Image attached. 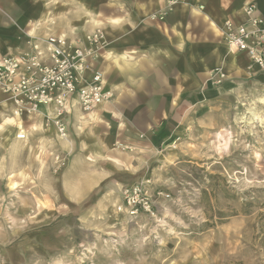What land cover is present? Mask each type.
Instances as JSON below:
<instances>
[{
  "label": "rangeland",
  "instance_id": "rangeland-1",
  "mask_svg": "<svg viewBox=\"0 0 264 264\" xmlns=\"http://www.w3.org/2000/svg\"><path fill=\"white\" fill-rule=\"evenodd\" d=\"M46 1L45 28L60 10L106 0ZM33 3L36 16L40 2ZM262 98L263 82L221 93L198 115L200 125L142 156L117 144L155 200L150 214L131 217L119 209L130 174L99 182L118 169L104 157L72 168L68 129L64 141L47 131L16 139L17 126L34 122L17 121L0 94V126L12 120L0 128V264H264ZM84 173L98 186L81 196L74 179Z\"/></svg>",
  "mask_w": 264,
  "mask_h": 264
},
{
  "label": "crops",
  "instance_id": "crops-1",
  "mask_svg": "<svg viewBox=\"0 0 264 264\" xmlns=\"http://www.w3.org/2000/svg\"><path fill=\"white\" fill-rule=\"evenodd\" d=\"M38 1L35 16L33 0H0V57L25 49L27 35L103 30L107 45L93 67L103 72L114 100L91 113L75 109L66 118L77 150L72 168L87 165L94 157L108 158L118 168L101 173L99 182L110 174L119 178L128 173L127 184H120L132 186L144 177L134 174L140 167L131 169L132 160L119 159L117 144L134 148L141 156L160 146L167 148L191 126L193 130L200 125L198 115L221 93L264 83L263 70L250 67L246 53L234 51L221 36L225 21L242 22L245 3H254L264 17L262 0H106L91 8H83L79 1L81 8L60 10L57 24L52 20L46 28L43 24L52 19L47 1ZM218 69L226 77L222 86L214 84ZM29 119L34 123L24 127L25 132L55 134L44 109ZM7 123H12L8 117L0 128ZM119 164L127 167H116ZM85 174V180L74 179L81 196L98 186Z\"/></svg>",
  "mask_w": 264,
  "mask_h": 264
},
{
  "label": "built area",
  "instance_id": "built-area-1",
  "mask_svg": "<svg viewBox=\"0 0 264 264\" xmlns=\"http://www.w3.org/2000/svg\"><path fill=\"white\" fill-rule=\"evenodd\" d=\"M264 2V0H262ZM176 2V0H172ZM242 22L225 21L223 41L238 53H246L249 66L264 71V17L254 3L242 7ZM103 30L69 34L27 35L26 48L0 57V94L12 106V114L21 121L41 113L52 122L59 136L67 132L66 118L75 109L91 113L114 100L115 92L107 86L102 71L94 65L106 48ZM225 78L216 70L214 83ZM16 139H26L17 126ZM120 211L134 217L155 207L148 183L124 186L120 191Z\"/></svg>",
  "mask_w": 264,
  "mask_h": 264
},
{
  "label": "bare ground",
  "instance_id": "bare-ground-1",
  "mask_svg": "<svg viewBox=\"0 0 264 264\" xmlns=\"http://www.w3.org/2000/svg\"><path fill=\"white\" fill-rule=\"evenodd\" d=\"M103 34H104V33H103ZM261 101L264 103V98H262ZM253 116H254V115H252V117H253ZM45 125H47V124H45ZM51 125H52V124H51ZM47 126H49V125H47ZM52 126H53V125H52ZM53 128H54V130H55V135H56V137H57L59 140H61V141L67 140V134H66L65 136L61 137V136H59L58 133L56 132V129H55L54 126H53Z\"/></svg>",
  "mask_w": 264,
  "mask_h": 264
}]
</instances>
